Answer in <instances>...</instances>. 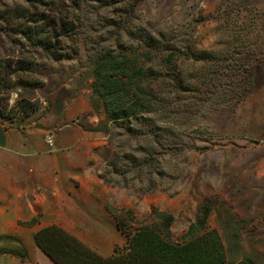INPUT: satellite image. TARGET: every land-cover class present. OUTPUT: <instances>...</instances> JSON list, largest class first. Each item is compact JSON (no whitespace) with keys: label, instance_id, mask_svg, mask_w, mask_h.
I'll return each instance as SVG.
<instances>
[{"label":"rangeland","instance_id":"374dc122","mask_svg":"<svg viewBox=\"0 0 264 264\" xmlns=\"http://www.w3.org/2000/svg\"><path fill=\"white\" fill-rule=\"evenodd\" d=\"M30 7L79 20L60 39L58 50L64 57L58 60L41 50L30 53L33 48L23 39L13 42L20 37L4 33L0 22V55L13 60L10 89L0 96L15 116L12 122L35 119V112L49 107L58 94L71 98L89 88L107 115L93 88L98 56L108 51L119 54L124 49L146 58V50L154 52L155 48L147 46L144 38L159 29L167 30L170 42L184 50H173L176 61L171 76L180 74L189 91L170 93L165 117L175 132L167 138L177 139L181 134L189 147L179 153L171 145L158 147L151 151V163L146 162L140 176L132 169L126 184L106 181L107 208L117 217L119 233L112 238L90 236L85 240L94 241L99 249L111 245L120 251L135 229L163 225L157 213L160 210L172 215L173 239L184 241L190 225L206 213V226L216 229L224 242L223 264H264V0H143L132 20L128 19V0H37ZM16 56L33 60L34 69L17 70ZM225 63L253 73L249 78L252 85L241 87L251 88L246 97L240 98L236 91L234 97L220 98V92L236 90L232 79L219 75ZM234 71H230L232 77ZM35 78L41 84L32 94L30 85H21L31 84ZM31 101L39 108L27 116ZM107 130V161L118 160V151L120 155L138 152L147 158L150 143L124 133L117 137L116 132L122 131L111 123ZM140 146L145 153L138 151ZM119 163H123L120 156ZM106 164L102 171L117 178ZM127 164L133 167L132 162ZM153 180L156 187L147 191ZM21 239L11 238V243L18 244ZM5 244L0 239V247ZM20 254L13 249L8 255Z\"/></svg>","mask_w":264,"mask_h":264},{"label":"trees","instance_id":"16d2710c","mask_svg":"<svg viewBox=\"0 0 264 264\" xmlns=\"http://www.w3.org/2000/svg\"><path fill=\"white\" fill-rule=\"evenodd\" d=\"M36 1L0 0V22L4 24L1 30L7 34L18 35L20 38H15L16 40L12 41L23 39L29 47L33 48L30 53L41 50L54 60L61 59L64 54L58 50L59 41L63 36H66L69 30L75 28L79 18L67 15L57 16L56 14L52 16L45 12L33 11L30 6L34 5ZM141 1L143 0H128L130 9L127 12L131 11L128 14L129 20L134 18L135 10ZM57 9L60 13V8ZM170 38L167 30L164 29L156 30L154 34H147L144 41L147 46L154 45L155 51L146 50L148 52L143 54L146 58L123 49V51H119V54L108 51L95 59L93 88L103 101L111 125L122 131L116 132L115 135L119 137L121 133H124L133 140L139 139L141 142L144 140L151 145V150L146 153L147 158H142L138 152L137 154L124 152L121 155L119 151L115 153L118 160H108L106 166L110 168L109 173L115 174L117 178L109 176L107 171L100 173L101 178L108 183L126 184L127 174L132 169L134 173L139 174L137 177L140 176L146 162L151 163L149 161L151 151L158 147L163 148L171 145V147H176L174 150L177 153L189 147V142L184 140L181 134L177 139L167 138L170 133H175L169 120H166L165 117L169 111L170 93L179 95L189 91V84H185L180 74L171 76L172 67L175 65L174 61H176L173 50L177 49L179 52L184 50L181 46L170 42ZM16 57L17 70L31 71L34 69L35 62L33 60ZM12 62L10 56L0 55V94L10 89L8 75L11 73ZM230 71H234L233 77ZM218 72L219 75L224 74L226 78L232 79V86L236 87V90L232 89L234 93L229 90L220 92V98L227 100L231 95L234 97L236 91L240 98H244L251 91V88L245 89L249 86L241 88L244 83L251 84L249 78L253 73L250 74L249 68L241 69L233 67L229 63L226 66L225 63ZM168 76L173 82L169 80ZM236 82L239 84H235ZM40 84L41 81L35 78L33 83L21 86L30 85V91L34 94ZM171 86L174 88L172 91ZM237 88L240 89L237 90ZM4 99L0 96V118L12 122L15 116L8 110V102ZM38 108L37 103L29 102L26 108L27 116ZM174 144L181 148H177V145ZM140 150L141 153L142 151L145 153L143 146L138 148V151ZM119 156L122 158V164L119 163ZM127 161L133 163L132 168H129ZM154 171L158 172L155 169ZM153 181L147 191L156 187L157 182ZM157 213L163 220V225L160 228L142 226L135 229L130 234L126 246L120 251L116 246L115 253L108 256L102 255L57 224L38 230L35 233V240L55 264L224 263L226 259L224 242L216 229H209L206 226V213L197 222L190 225L186 234L187 239L184 241L173 239L170 229L172 215L160 210ZM36 221L35 218L21 223L32 225Z\"/></svg>","mask_w":264,"mask_h":264},{"label":"crops","instance_id":"0c3cea01","mask_svg":"<svg viewBox=\"0 0 264 264\" xmlns=\"http://www.w3.org/2000/svg\"><path fill=\"white\" fill-rule=\"evenodd\" d=\"M35 115L25 122L0 118V239L6 241L0 264H55L35 240L38 230L53 224L102 255L113 254L111 245L99 249L85 240L119 233L107 208L109 184L100 176L110 124L101 103L89 88L71 98L58 94ZM35 218L32 225L21 223ZM17 237L23 240L13 245ZM12 248L21 254L11 257Z\"/></svg>","mask_w":264,"mask_h":264},{"label":"built area","instance_id":"2783aa9c","mask_svg":"<svg viewBox=\"0 0 264 264\" xmlns=\"http://www.w3.org/2000/svg\"><path fill=\"white\" fill-rule=\"evenodd\" d=\"M47 142L49 145L53 146L54 145V139H53V135L51 133H49L47 135Z\"/></svg>","mask_w":264,"mask_h":264}]
</instances>
